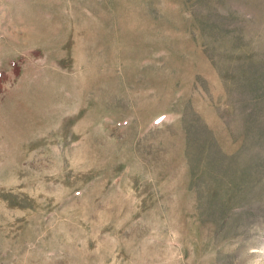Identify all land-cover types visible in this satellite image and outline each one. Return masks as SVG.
Masks as SVG:
<instances>
[{
    "label": "rangeland",
    "instance_id": "rangeland-1",
    "mask_svg": "<svg viewBox=\"0 0 264 264\" xmlns=\"http://www.w3.org/2000/svg\"><path fill=\"white\" fill-rule=\"evenodd\" d=\"M0 264H264V0H0Z\"/></svg>",
    "mask_w": 264,
    "mask_h": 264
}]
</instances>
